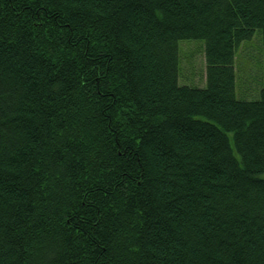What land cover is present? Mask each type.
Here are the masks:
<instances>
[{
  "label": "trees",
  "instance_id": "obj_1",
  "mask_svg": "<svg viewBox=\"0 0 264 264\" xmlns=\"http://www.w3.org/2000/svg\"><path fill=\"white\" fill-rule=\"evenodd\" d=\"M0 264H264V0H0Z\"/></svg>",
  "mask_w": 264,
  "mask_h": 264
},
{
  "label": "rangeland",
  "instance_id": "obj_2",
  "mask_svg": "<svg viewBox=\"0 0 264 264\" xmlns=\"http://www.w3.org/2000/svg\"><path fill=\"white\" fill-rule=\"evenodd\" d=\"M200 39H182L178 42L180 84L203 86L205 61ZM202 42V43H201ZM261 34L256 29L250 39L243 41L235 56L236 96L243 99H256L262 82Z\"/></svg>",
  "mask_w": 264,
  "mask_h": 264
}]
</instances>
